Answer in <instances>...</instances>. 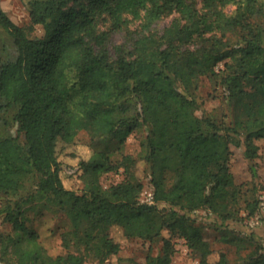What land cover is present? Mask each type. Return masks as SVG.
I'll list each match as a JSON object with an SVG mask.
<instances>
[{
  "label": "trees",
  "instance_id": "obj_1",
  "mask_svg": "<svg viewBox=\"0 0 264 264\" xmlns=\"http://www.w3.org/2000/svg\"><path fill=\"white\" fill-rule=\"evenodd\" d=\"M25 2L27 25L0 8L9 38L0 57V111L13 110L17 129L0 115V261L83 264L93 255L108 264H171L174 239L182 237L198 264H264V246L253 232L247 234L252 246L233 262L221 250L212 258L194 214L206 209L224 229L221 238L236 239L226 222L240 218L230 147L243 148L255 175L264 139V0ZM170 14L161 32L153 28ZM131 21L139 27L133 35ZM36 24L39 36L31 34ZM119 30L126 40L112 44L111 52L109 33ZM202 75L220 87L219 119L197 113L204 103ZM142 127L150 201L141 199L138 159L125 153L113 162L95 146L77 163L79 190L65 185L59 139L70 144L88 131L122 143ZM119 168L121 180L101 183L103 174ZM261 201L256 195L245 200V217L264 214ZM55 212L70 225L59 231L64 251L52 254L36 226ZM115 228L126 239L160 240L159 250L150 245L137 263L121 253ZM47 231L55 233L56 226Z\"/></svg>",
  "mask_w": 264,
  "mask_h": 264
},
{
  "label": "rangeland",
  "instance_id": "obj_2",
  "mask_svg": "<svg viewBox=\"0 0 264 264\" xmlns=\"http://www.w3.org/2000/svg\"><path fill=\"white\" fill-rule=\"evenodd\" d=\"M200 2V0H197ZM232 6H228L230 9ZM0 8L8 14L19 25H27L29 19L27 18L28 8L25 0H0ZM172 14L161 18L153 24V28L161 32L163 28L170 22ZM132 35L139 32L138 22L131 21L129 23ZM43 33L40 24H36L31 31L32 35L39 36ZM110 40L108 47L112 52V44L126 40V31L119 30L109 33ZM9 46V38L6 32L0 27V57L7 54V47ZM222 62H218L215 68H220ZM199 92L204 98V103L197 111L198 114L211 115L217 119L221 116V101H220V87L216 85L215 80L210 75H202L199 78ZM13 110L1 109L0 115L8 120L9 128L14 133L16 126L11 123V116ZM146 134V128H136L131 132L126 139L120 143L117 139L112 137H94L88 131H80L74 142L67 144L59 139L56 144V151L58 158L63 164V178L67 187L79 188L82 183L76 173L79 169L77 163L81 158H87L92 152V146L104 149L113 162L118 161L125 153H129L138 159L136 164V174L145 184V189L141 193V199L146 200L148 189L149 174L146 172V164L140 158L141 140ZM21 139L23 138L20 133ZM260 157L255 159L256 174L253 175L249 170V163L243 155V148L231 144V158L230 169L233 173L234 182L240 186L239 198V216L240 218L226 221L229 224V236L236 238L234 241H224L221 236L224 229L216 226L208 211L204 208L195 210L197 221L203 225V236L210 242L214 249L212 258L216 257L218 251H224L230 262L238 258L240 254L245 253L252 245L247 234L253 232L255 239L261 242L264 246V214H256L252 217H245L244 204L245 200H250L254 195L264 199V139H260ZM122 168L103 174L100 181L103 185H108L112 182H117L122 179ZM38 224V223H37ZM70 221L62 214V212H55L52 218H44L39 224L38 229L41 233V239L48 251L52 254L63 252L64 249L60 244L59 231L60 229L69 228ZM55 227V233L47 231V228ZM113 234L119 239L121 243V253L123 255L133 258L137 263H143L149 246H152L153 252L156 253L161 245L160 240L150 242L149 240L139 237H132L126 239L119 235V231L115 228ZM237 236H242L238 240ZM240 245V246H239ZM175 251L171 258V264H198V255L190 250L182 237L174 239ZM0 264H3L0 261ZM83 264H108V262H98L97 258L91 255ZM109 264H115L110 261Z\"/></svg>",
  "mask_w": 264,
  "mask_h": 264
},
{
  "label": "built area",
  "instance_id": "obj_3",
  "mask_svg": "<svg viewBox=\"0 0 264 264\" xmlns=\"http://www.w3.org/2000/svg\"><path fill=\"white\" fill-rule=\"evenodd\" d=\"M152 199V195L150 192H147L146 200L150 201ZM262 209L264 210V199L261 201Z\"/></svg>",
  "mask_w": 264,
  "mask_h": 264
}]
</instances>
